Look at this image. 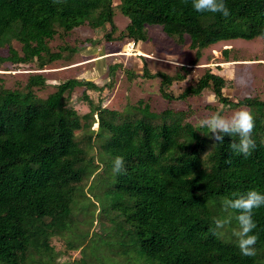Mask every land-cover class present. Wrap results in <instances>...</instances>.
<instances>
[{"label":"trees","instance_id":"16d2710c","mask_svg":"<svg viewBox=\"0 0 264 264\" xmlns=\"http://www.w3.org/2000/svg\"><path fill=\"white\" fill-rule=\"evenodd\" d=\"M115 1L0 0V50L8 51H0V67L8 62L38 66L59 58L60 49L68 46L54 52L49 42L85 23L92 28L109 24L106 38L111 40L117 7L130 19L121 32L125 43L146 41L147 25L162 26L177 43L190 37L189 48L196 52L190 65L198 63L203 49L221 41L261 37L264 47V0H224L228 17L198 13L192 0ZM182 67L187 75L190 70ZM142 75L159 77L160 94L167 100H186L211 89L222 104L247 107L254 117L256 148L247 157L236 155L229 147L232 136L214 140L189 120L187 110L155 111L142 99L133 116L104 107L87 95V90H103L91 80L69 78L46 98L35 92L46 86L43 74H30L25 91L0 84V264H27L36 251L51 253V236L72 228L77 192L97 169L90 155L95 137L104 138L100 150L110 167L121 156L127 169L123 174L113 170L106 193L115 202L101 219L114 224L109 228L132 233L148 262L264 264V206L253 210L254 257L243 256L236 242L217 235L214 223L220 198L253 189L264 193V100L246 96L230 101L223 93L228 80L209 68L177 95L170 86L186 76L147 68ZM81 86L89 106L84 114L70 103ZM79 130H85V139H78Z\"/></svg>","mask_w":264,"mask_h":264},{"label":"rangeland","instance_id":"374dc122","mask_svg":"<svg viewBox=\"0 0 264 264\" xmlns=\"http://www.w3.org/2000/svg\"><path fill=\"white\" fill-rule=\"evenodd\" d=\"M114 10L117 30L112 34L111 40L106 38V33L111 28L109 24L92 28L89 23H85L69 35H58L49 42L50 50H61L59 58L43 65L39 63L38 66L33 63L12 62L1 66L0 84L6 88L25 91L30 74H43L46 86L35 87V92L36 96L46 98L56 90L59 83L69 78L91 80L102 86L103 90H87V95L104 107L133 116L136 113L135 106L142 99L155 111L165 108L187 110L189 120L196 125L201 118L213 113L231 115L234 111L247 107L224 105L211 89H205L200 95L186 100H167L160 94V78L143 76L144 68L151 73L161 71L175 78L179 75L186 76L185 79H176L171 84L170 91L176 95L189 84L196 82L209 68L228 80L223 93L230 101L234 102L246 96L264 100V47L261 37L218 42L203 49L198 63L190 65L196 52L189 48L188 35H185L184 42L180 44L168 36L162 26L147 25L148 39L134 42L133 47V41L125 43L127 39L121 37V32L129 25L130 19L118 7ZM14 46L19 49L20 44L15 42ZM61 46H68V49H60ZM131 47L137 50V55ZM0 51L4 55L8 54L6 49ZM115 63L119 65L115 72H109L110 66ZM177 64L180 66L177 67ZM182 66L190 70L187 75ZM84 92V86L77 87L70 98V103L79 114L89 112V106L83 97ZM97 126L93 124L92 129L97 130ZM85 135V130L77 131L78 139L86 138ZM103 139H92L90 155L94 156L98 165L84 180V190L80 188L77 192L79 197L74 205L76 218L75 223L70 226L72 228L51 236V253L36 251L27 264H151L139 251V245L132 233L109 228L114 227V224L110 220L104 224L101 219L105 214L103 210L115 202L106 193L112 185L113 169L110 167V159L100 150ZM225 200L223 197L218 200L220 219L232 213L231 210L225 211ZM211 203L214 205L215 202ZM237 227L238 223L232 220L223 229L217 230L224 240L236 242L233 229ZM261 262L264 263L263 258Z\"/></svg>","mask_w":264,"mask_h":264},{"label":"clouds","instance_id":"9594fccd","mask_svg":"<svg viewBox=\"0 0 264 264\" xmlns=\"http://www.w3.org/2000/svg\"><path fill=\"white\" fill-rule=\"evenodd\" d=\"M192 7L198 13H219L224 17L230 15V10L224 0H192ZM179 66L177 64V67ZM197 126L206 128L207 133L213 134L214 140L218 142H223L225 135L232 136L234 140L229 147L236 155L247 157L256 148V142L252 138L255 126L254 117L247 108H240L231 115L213 113L201 118ZM113 170L116 173H126L123 157L115 158ZM233 196L235 198L224 201V209L235 213L234 219L238 227L233 229V235L236 237V244L243 256L254 257L257 254L255 245L258 236L254 234L256 224L253 219V210L264 206V193L253 189L244 194L233 193ZM232 213L224 219L216 218L214 220L216 228L223 229L225 225L230 224L233 219ZM216 234L221 233L216 232Z\"/></svg>","mask_w":264,"mask_h":264},{"label":"bare ground","instance_id":"6f19581e","mask_svg":"<svg viewBox=\"0 0 264 264\" xmlns=\"http://www.w3.org/2000/svg\"><path fill=\"white\" fill-rule=\"evenodd\" d=\"M131 42V41H130ZM126 45V44H125ZM133 47H134V43H133ZM133 47H131V49H133ZM132 51H135V49H133ZM136 53H138L137 52V50L135 51Z\"/></svg>","mask_w":264,"mask_h":264},{"label":"built area","instance_id":"2783aa9c","mask_svg":"<svg viewBox=\"0 0 264 264\" xmlns=\"http://www.w3.org/2000/svg\"><path fill=\"white\" fill-rule=\"evenodd\" d=\"M133 43H134V41H133ZM134 49H135V48H134ZM135 51H136V50H135ZM135 51H134V52H135ZM134 52H133V53H134ZM135 54H136V52H135Z\"/></svg>","mask_w":264,"mask_h":264}]
</instances>
